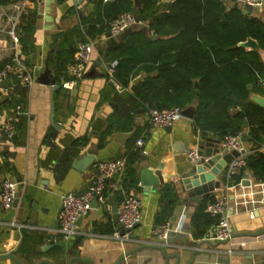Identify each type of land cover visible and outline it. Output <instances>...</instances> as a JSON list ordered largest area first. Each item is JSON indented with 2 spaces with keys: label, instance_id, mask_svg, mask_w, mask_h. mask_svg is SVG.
<instances>
[{
  "label": "crops",
  "instance_id": "crops-1",
  "mask_svg": "<svg viewBox=\"0 0 264 264\" xmlns=\"http://www.w3.org/2000/svg\"><path fill=\"white\" fill-rule=\"evenodd\" d=\"M78 1L0 0V68L18 58L33 79L29 84H21L9 75L0 93V123L11 119L17 132L11 141H0V181L11 177L18 182L14 206L0 209V255L15 252L14 256L22 264L40 261L70 264L73 258L87 259L93 264H116L122 256L119 264H264V182L257 181L250 171H241L235 181L240 173L228 178L226 166L215 176L220 188L206 198L214 199L220 192L228 194L229 239L224 242L211 237L206 239L212 224L194 228L193 216L205 199L197 203L191 201L180 183L183 173L192 167L187 153L197 150L198 143L206 138L222 140L224 137L219 138L215 129L197 126L196 98L180 108L194 105L192 119L182 116L171 126L159 129L148 124L149 108L139 97L141 82L148 76L155 77L156 71L139 62L146 58L147 48L141 53V49L135 47L123 57L124 47L117 46L124 43L128 30L113 38H106L105 32L90 38L94 43L91 63L85 73L93 68L96 76L82 77L73 91L59 88L52 93L49 86L35 81L46 61L58 82L67 78L65 69L75 59L76 34L92 21L98 2ZM110 1L103 0V5ZM221 1L227 10L238 8L244 18H255L264 24V4L247 13L232 0ZM133 31L156 39L153 32L148 31L146 22ZM249 40L255 42V47L244 46ZM69 43L72 46H68ZM236 46L245 52L256 51L264 70V48L255 40L247 38ZM116 57L126 60V67L119 69L121 76L137 63L138 73L122 93L116 92L105 76L106 63ZM263 78H259L256 85H247L252 104H255L253 96L264 99ZM134 84L139 85L138 94L130 89ZM194 86H198V80L194 81ZM154 89L155 86L151 88ZM52 99L55 127L50 121ZM241 112L240 106L229 107L221 117L222 123L235 121ZM258 122L252 126L254 134L251 135L247 117L239 121L245 154L264 150V121ZM219 125L214 122L210 126L218 129ZM139 137L144 139L142 148L136 146ZM87 155H92L94 160L83 171L72 166L74 161ZM120 158H125L127 167L132 169L136 185L126 186V172L106 180L104 204L91 206L87 215L76 222L78 235L58 246L59 242H53L52 238L58 228L62 196L79 195L92 182L94 163ZM159 167L161 183L146 193L139 185V171L147 168L154 172ZM164 185L173 189L167 203L162 201ZM128 195L139 199L142 216L132 231L133 238L119 237L113 223V207L117 208ZM165 204L168 205L167 215H161ZM35 221L37 224H33ZM165 222L170 223L172 233L159 245L153 229ZM177 229L181 230L180 234L174 232ZM0 264L17 263L4 259Z\"/></svg>",
  "mask_w": 264,
  "mask_h": 264
},
{
  "label": "trees",
  "instance_id": "trees-1",
  "mask_svg": "<svg viewBox=\"0 0 264 264\" xmlns=\"http://www.w3.org/2000/svg\"><path fill=\"white\" fill-rule=\"evenodd\" d=\"M124 13H131L146 22L148 31H152L156 38L146 37L133 28L126 31L124 43L117 46L124 47L123 57L126 51H133L135 47L141 49V53L144 48L149 51L146 58L139 61L156 71L155 77L148 76L141 82L139 97L148 108H183L196 98L197 126L205 130L215 129L219 138H223L239 133V121L247 117L251 127L249 133L254 134L252 126L264 121V109L250 103L247 85H256L258 79L263 78L264 70L256 51L245 52L236 45L252 38L264 48L263 23L255 18H244L238 8L227 10L221 0H174L164 4L159 0H111L106 5L103 0H98L92 21L84 24L83 30L76 34L78 42L100 36L106 32L109 21ZM163 37L168 38L161 39ZM68 46L72 45L69 43ZM121 58H112L107 63L118 62L115 78L127 87L138 73L135 70L137 63L121 76L120 66L126 67V60ZM195 80H198L197 87L194 86ZM154 86L155 89L151 90ZM231 106H240L243 112L235 121L224 124L221 117ZM214 122L220 124L218 129L211 127ZM127 168L124 172L126 186H135L133 171ZM243 170L250 171L257 181L264 182V150L245 154ZM240 175L234 180L237 181ZM161 191L162 201L167 203L172 198L173 189L164 185ZM211 201L213 198L210 197L198 205L193 216L194 228L214 224L215 219L205 213V207ZM166 206L161 215H167Z\"/></svg>",
  "mask_w": 264,
  "mask_h": 264
},
{
  "label": "built area",
  "instance_id": "built-area-1",
  "mask_svg": "<svg viewBox=\"0 0 264 264\" xmlns=\"http://www.w3.org/2000/svg\"><path fill=\"white\" fill-rule=\"evenodd\" d=\"M110 1V0H104ZM234 3L244 6L249 5L253 9H259L263 6L264 0H232ZM145 22L137 19L131 13H124L119 17L109 21L105 32L106 38H113L120 35L122 32L143 27ZM12 37L16 40V34L11 32ZM94 41L86 39L85 42H78L76 46V53L74 62L65 69L66 79H61L59 82L60 88L65 91H73L77 82L82 79L87 66L91 63L90 54L91 46ZM118 62L116 60L106 63L105 76L107 82L112 85L114 90L122 93L128 89L122 86L115 78L116 67ZM9 75H13L16 80L23 83H31L32 77L27 72L26 68L21 64L18 58H13L10 62H6L0 68V93L1 86L6 85ZM182 110L178 107L157 110L149 108L147 121L153 128H165L171 126L173 123L181 119ZM16 127L11 119H7L0 123V141H11L16 136ZM220 150L223 153L236 152L238 156L226 167V175L228 178L237 175L245 166V148L244 136L241 133L235 135H227L220 140ZM144 145L143 137H139L136 141V146L142 148ZM146 154L145 151H142ZM188 159L192 164L199 161L197 150H190L187 153ZM127 168L126 159H114L108 161H99L93 164V180L87 184L85 189L79 194H66L61 198V209L58 217V228L52 238L53 242L67 243L73 240L77 235L76 222L79 218L87 215L91 208L92 201L97 205L104 204L106 198L103 195L106 180L112 178L114 175H122ZM18 191V182L11 177H4L0 181V209H11L16 200ZM228 203L229 197L227 193L220 192L213 201L207 203L205 213L211 218L215 219L214 226L216 228L214 233H209V238L217 242H224L230 237L229 220H228ZM117 217L120 224L126 229H132L134 225L141 222L140 201L134 195L126 196L123 201L117 206ZM212 225V226H213ZM177 234L181 233L180 229L174 231ZM172 229L169 222L162 223L153 229L154 237L159 245H162L169 239ZM125 236L127 234H124ZM116 238L119 236L115 235ZM124 236V237H125ZM123 237V236H119ZM208 238V239H209Z\"/></svg>",
  "mask_w": 264,
  "mask_h": 264
},
{
  "label": "water",
  "instance_id": "water-1",
  "mask_svg": "<svg viewBox=\"0 0 264 264\" xmlns=\"http://www.w3.org/2000/svg\"><path fill=\"white\" fill-rule=\"evenodd\" d=\"M168 1H174V0H168ZM79 3L82 2V0L78 1ZM237 6V4H236ZM244 11L247 13H251L253 11V8L249 5L243 6ZM255 42L252 40L247 41V43L244 44L246 47H255ZM93 68L90 73H85L83 77H93L96 76V74L93 73ZM99 76V75H98ZM35 81L39 84H43L46 86H49L52 93L54 91H58L60 86L59 82L53 77L51 74V70L47 67V61L45 63L44 69L41 71V73L38 75V77L35 79ZM1 89H4V85L1 86ZM131 91H133L135 94H138L139 85H132L130 87ZM252 102L261 106L264 108V99L259 96H253ZM195 112V106L189 105L188 107L184 108L182 110V116H185L187 118L192 119ZM54 115H55V106L53 99L51 100V115H50V121L52 125L55 127L54 124ZM220 140L219 139H210L206 138L198 143L197 148V155L199 157V161L196 164H192V167L180 178V183L183 187V190L187 193L188 198L197 203L200 201V199H206L210 196L211 193H213L215 190H218L220 188V181L215 180V176L226 166H228L237 156L238 153L236 152H229V153H223L220 150ZM94 160V157L92 155H87L81 159H78L77 161H74L72 163V166L77 169L78 171H83L86 167H88ZM161 167H159L156 171H151L147 168H142L139 171V185L143 187V190L148 193L154 190V188L161 183V179L159 178V170ZM113 177H117V175H114ZM247 178V175H245ZM91 206L95 207L96 202L92 201ZM61 209V208H60ZM117 208L113 207L112 213H113V223L116 225L117 229L119 230V235L122 236L124 234H127L129 238H133L132 231L137 227V225H134L132 229H126L122 224L119 223L118 217H117ZM81 219L79 218L77 222H79ZM33 224H37L36 221ZM216 230L215 226L213 225L209 232L206 234V239L209 238V233H214ZM58 246H61V243H57ZM15 252L7 253L0 255V260L4 259H12L16 261L17 264H22L21 261L14 256ZM124 256H122L119 261L116 264H119ZM74 262H81V263H87V264H93L90 260L87 259H81V258H73L70 261V264H73ZM37 264H50L48 261H40Z\"/></svg>",
  "mask_w": 264,
  "mask_h": 264
}]
</instances>
